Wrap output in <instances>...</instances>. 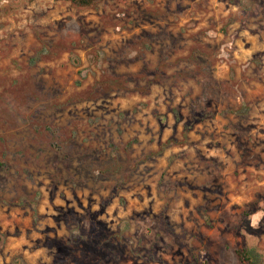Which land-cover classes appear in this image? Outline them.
Segmentation results:
<instances>
[{"label": "rangeland", "instance_id": "rangeland-1", "mask_svg": "<svg viewBox=\"0 0 264 264\" xmlns=\"http://www.w3.org/2000/svg\"><path fill=\"white\" fill-rule=\"evenodd\" d=\"M264 264V0H0V264Z\"/></svg>", "mask_w": 264, "mask_h": 264}, {"label": "trees", "instance_id": "trees-1", "mask_svg": "<svg viewBox=\"0 0 264 264\" xmlns=\"http://www.w3.org/2000/svg\"><path fill=\"white\" fill-rule=\"evenodd\" d=\"M78 6H90L102 0H69ZM242 264H262L260 253L255 248L237 249Z\"/></svg>", "mask_w": 264, "mask_h": 264}]
</instances>
